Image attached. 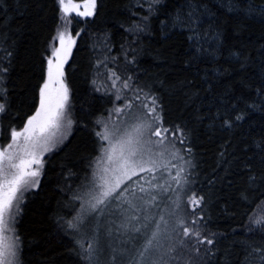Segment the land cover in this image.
Returning a JSON list of instances; mask_svg holds the SVG:
<instances>
[{
    "label": "snow or ice",
    "instance_id": "1",
    "mask_svg": "<svg viewBox=\"0 0 264 264\" xmlns=\"http://www.w3.org/2000/svg\"><path fill=\"white\" fill-rule=\"evenodd\" d=\"M145 3L148 15L124 29L131 36L121 43V49L127 44L124 54L129 65H137L143 54L133 45L139 43L140 34L149 31L150 17L158 11L160 0H139L136 7L142 9ZM53 10L55 35L45 49L48 54L43 58L42 83L33 97L34 111L22 127L9 126L10 139L0 146V264H25L24 240L18 228L25 194L41 187L45 154L61 145L67 147L65 141L76 123L65 82V65L83 32L81 29L73 35L74 21H94L101 4L99 0H53ZM241 13L259 16L264 23V4L257 7L250 0H217L215 4L212 0H186L171 17V29L186 31L191 42L192 52L185 64L205 65L199 81L180 82L184 88L195 89L185 93L186 103L198 101L196 114L183 123L166 122L163 99L151 84L134 88L132 75L125 78L108 69L107 58L97 61L107 69L106 79L111 83L105 87L114 92V106L107 117L92 121L95 155L89 156L83 182L76 189L67 186L68 202L73 207L79 203V209L71 219L56 217L72 241L68 251L81 264H215L218 245L228 234L210 232L204 213L215 196L211 186L231 175L233 167L241 184L234 186L229 180L228 186L235 187L238 200L234 203L243 206L246 219L239 229H232V235L241 238L229 242L222 264H264V45L257 65L244 54L243 46L234 48L227 43L224 26L229 14ZM168 24V19L161 21V35H167L164 29ZM204 24L207 28L201 31ZM95 35L99 39L105 34ZM9 72L7 65L0 66V114L10 108L9 89L4 86ZM159 83L163 86V81ZM128 92H132L131 98ZM117 101L123 103L116 106ZM256 113L261 114L258 122L253 119ZM209 117V127L218 123L229 138L219 146L217 158V167L224 166V175L210 178L205 192L193 179L198 173L193 147L189 146L194 131L190 122L198 124ZM242 122L248 129L237 139L241 147L236 155L232 134L242 128ZM81 127L88 129L89 122L84 120ZM257 130L259 137H253ZM67 175L74 174L69 170ZM105 216L110 220L102 240L99 221ZM114 230L125 237L118 244L111 242ZM257 235L259 241L251 239ZM230 249H238L235 256ZM184 256L187 259H182ZM42 264H54V260L45 255Z\"/></svg>",
    "mask_w": 264,
    "mask_h": 264
},
{
    "label": "trees",
    "instance_id": "2",
    "mask_svg": "<svg viewBox=\"0 0 264 264\" xmlns=\"http://www.w3.org/2000/svg\"><path fill=\"white\" fill-rule=\"evenodd\" d=\"M99 2L100 14L94 21L82 22L79 18L74 21L73 35L81 29L83 32L81 37L77 38V45L65 65V82L70 90L71 114L76 121L73 133L65 141L67 147L61 145L54 152L45 155L46 170L42 176L41 187L25 194L23 212L18 223L24 240L25 264H42L45 255L53 258L54 264H81L79 258L68 251L72 247V241L64 234L56 217L71 219L79 209V203L73 207L68 202L70 193L67 192V186L71 185L72 189H76L83 182L89 156L95 155V138L91 134L92 121L99 116L107 117L108 110L114 106V92H107L105 85H98L97 81L102 78L108 81L107 69L102 65L98 66V60L104 61L107 58V68L117 71L122 77L132 75L135 78L134 88L137 85L151 84L152 90L163 99L164 116L168 124L183 123L196 114L198 101L186 103L185 96L186 92L195 89L184 88L180 82L199 81L205 65L188 67L185 64L192 52L189 47L191 42L186 38L188 33L179 27L171 29V17L185 5L186 0H160L158 11L150 17L149 31L140 34L139 43L133 45L143 51L138 57L137 65L127 64L124 54L127 44L121 49V43L126 37L131 39L124 29L140 17L148 15L147 4L140 9L136 7L139 0ZM212 2L215 4L217 0ZM250 2L257 7L264 4V0ZM132 13L136 15L133 16ZM166 19L169 21L168 28L164 29L167 35H161V21ZM217 23H220L219 19ZM121 24L123 28L119 26ZM55 25L53 0H0V66L7 65L10 68L7 83L4 85L9 89L10 108L6 113L0 114L1 142L8 141L10 125L22 127L27 115L34 111L33 97L39 83H42V69L45 63L43 58L48 54L45 49L55 35ZM237 26L238 31L235 30ZM224 27L227 43L234 48L243 46L244 54L250 55L258 65L259 50L261 45H264V23L261 18L244 16L242 13L238 16L229 14L228 24ZM206 28L207 24L202 25L201 31ZM95 34L105 35H100L97 39ZM9 52L12 54L10 57L7 56ZM113 57L116 59L113 60ZM160 81H163V86ZM96 87L101 90L95 91ZM122 103L123 101H117L116 106ZM203 111H207V108ZM260 116V113H256L253 119L258 122ZM84 120L89 122L88 129L81 127ZM209 124L210 117L198 124L190 122L194 131L189 146L193 147V162L197 165L195 171L198 173L193 179L196 180V187H203L205 192L210 187V178L224 175V166L217 167V158L219 146L229 138L227 132L219 129L218 123L212 128ZM247 129L248 124L242 122V128L232 134V143L237 147L236 155H240L241 147L237 139ZM251 135L259 137L260 133L257 130ZM213 169H216L214 173ZM69 170L74 174L71 177L67 175ZM231 171V175L226 176L223 181L217 179V183L211 186L215 196L204 213L209 218L206 223L210 232L228 234V239L221 240L218 245L220 252L217 253L215 264H222L224 250L229 248V242L241 238L239 235L233 236L232 229H239L246 219L242 214L243 206L237 207L234 203L238 200L235 187L228 186L229 180L234 186L241 184L236 169L233 167ZM59 188H65L66 191L61 192ZM65 203L68 204L67 207L64 206ZM109 220L110 218H106L99 221L102 240L105 239ZM123 239L125 237L113 231L111 242L118 244ZM251 239L259 241L260 237L257 235ZM230 250L233 256L238 251Z\"/></svg>",
    "mask_w": 264,
    "mask_h": 264
},
{
    "label": "rangeland",
    "instance_id": "3",
    "mask_svg": "<svg viewBox=\"0 0 264 264\" xmlns=\"http://www.w3.org/2000/svg\"><path fill=\"white\" fill-rule=\"evenodd\" d=\"M98 82V85L101 87V86H103V85H107V84H109L110 85V83H111V81H106L104 78H102L100 81H97ZM127 95H128V98L130 97V96H132L133 94H132V92H128L127 93ZM116 117H115V114H113V119H115ZM9 139H10V137H9ZM8 139V140H9ZM8 143V141L6 140L5 142H1V137H0V146H2V145H6ZM48 154V153H47ZM47 154H45V155H47ZM106 218H109V217H107V216H105L103 219H101V220H105ZM116 219V217H112L111 219Z\"/></svg>",
    "mask_w": 264,
    "mask_h": 264
}]
</instances>
